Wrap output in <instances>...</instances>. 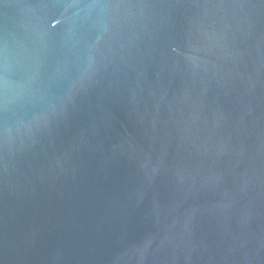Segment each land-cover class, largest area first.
Returning <instances> with one entry per match:
<instances>
[{"label":"water","instance_id":"obj_1","mask_svg":"<svg viewBox=\"0 0 264 264\" xmlns=\"http://www.w3.org/2000/svg\"><path fill=\"white\" fill-rule=\"evenodd\" d=\"M0 264H264V0H0Z\"/></svg>","mask_w":264,"mask_h":264}]
</instances>
